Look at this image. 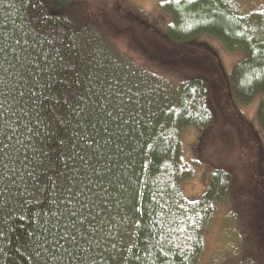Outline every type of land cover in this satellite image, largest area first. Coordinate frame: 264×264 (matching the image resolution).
Here are the masks:
<instances>
[{
    "label": "trees",
    "instance_id": "obj_1",
    "mask_svg": "<svg viewBox=\"0 0 264 264\" xmlns=\"http://www.w3.org/2000/svg\"><path fill=\"white\" fill-rule=\"evenodd\" d=\"M90 1L0 0V264H199L235 181L219 168L197 199L181 190L182 133L215 122L209 84L135 60ZM163 15L170 44L208 35L244 52L228 92L262 91L264 134V7L169 0Z\"/></svg>",
    "mask_w": 264,
    "mask_h": 264
},
{
    "label": "rangeland",
    "instance_id": "obj_2",
    "mask_svg": "<svg viewBox=\"0 0 264 264\" xmlns=\"http://www.w3.org/2000/svg\"><path fill=\"white\" fill-rule=\"evenodd\" d=\"M168 1L90 2L94 9L109 6L106 12L101 10L105 29L135 60L172 72L174 80L179 76L207 80L215 122L202 135L191 129L182 133V164L190 167V175L182 182L181 190L188 200L197 199L212 171L219 168L232 171L235 181L228 201L218 204L206 231L199 264H264V134L255 120L262 91L247 104L236 102L229 95L228 77L243 59V51L229 52L208 35L186 45L167 42L162 30L168 17H160V11ZM230 1L243 14L264 7V0ZM126 6L143 13L146 25L153 21L156 27H144L135 16L126 13ZM124 25L134 30L132 35L122 29Z\"/></svg>",
    "mask_w": 264,
    "mask_h": 264
}]
</instances>
